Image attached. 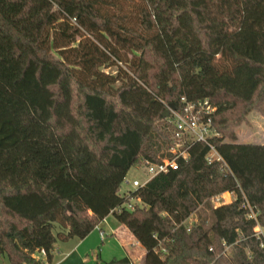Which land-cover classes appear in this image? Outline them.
<instances>
[{"label": "trees", "instance_id": "1", "mask_svg": "<svg viewBox=\"0 0 264 264\" xmlns=\"http://www.w3.org/2000/svg\"><path fill=\"white\" fill-rule=\"evenodd\" d=\"M182 96L217 106L224 162L196 142L121 195L133 166L173 156L164 113ZM262 101L264 0H0V257L52 264L59 241L113 214L146 249L140 264H264L243 207L264 226V144L235 133Z\"/></svg>", "mask_w": 264, "mask_h": 264}, {"label": "built area", "instance_id": "2", "mask_svg": "<svg viewBox=\"0 0 264 264\" xmlns=\"http://www.w3.org/2000/svg\"><path fill=\"white\" fill-rule=\"evenodd\" d=\"M168 109H170L169 105ZM216 111L217 106L209 98L189 100L186 96H182L180 98L179 108L175 107V109H170L169 117L173 125V136L175 140V144L171 148L173 156L171 158H165L161 162H146L145 166L149 173L148 178L144 182L135 179L132 181V185L135 188L143 187L160 173L178 168V159L183 158L187 160L189 157V148L196 142L203 143L209 147V153L207 154L208 163L215 161L224 162L222 155L215 146V139L220 136L219 132L214 128L213 122V116ZM227 193L229 196H233L232 199L227 200ZM234 199L235 195L227 191L213 197L212 202L215 206H218ZM243 207L249 210L248 217L256 220L257 224L254 227V236L261 240L264 246V226L258 222V210L247 199H245ZM129 208H133V205L129 204ZM187 220L184 223L190 229L191 225H188ZM106 237L105 231L102 230L101 240L104 241ZM228 249L229 247H227ZM42 255L44 257L46 256L44 250H42ZM36 257L39 258L40 255L37 254Z\"/></svg>", "mask_w": 264, "mask_h": 264}, {"label": "rangeland", "instance_id": "3", "mask_svg": "<svg viewBox=\"0 0 264 264\" xmlns=\"http://www.w3.org/2000/svg\"><path fill=\"white\" fill-rule=\"evenodd\" d=\"M121 4L125 7L126 11H130L133 9L132 8L133 5H129L125 1L124 2L121 1ZM77 39H80V37L78 36ZM129 57H131V54L129 55ZM219 65L224 67L227 65V63L221 60L219 62ZM105 71L116 75L118 73V67L111 66V67L105 68ZM235 133L237 136V142L239 143L250 142V143L264 144V101H262L260 105H257L255 106V108L251 109L246 114L245 119L243 121H240V123L236 125ZM148 176H149V173L146 169L145 164H139L137 166H133L127 174V177L122 185L120 194L125 196L130 191H133L136 189L132 185V181L134 179H138L144 182L146 181ZM232 197L233 196L231 195L229 196L228 193L226 194L227 200L232 199ZM133 202L135 203V201ZM204 208L205 207L200 208L199 210H197L195 213L191 215V217L187 220L188 225L192 226L194 223L199 221L200 217L204 214L206 210ZM109 221L113 225L120 224L118 219L113 214L110 215ZM59 230H62V229L60 227H57V231ZM100 235L101 233L99 229L97 228L88 236V241L85 244L86 246H88L89 250L92 251L91 254L93 255L94 262L97 260L96 254H98L99 258H102L104 256H106L107 258V256H109L113 252V249H108L105 247L109 241L111 242L113 241L114 244L112 245H115V247H117L119 250V246L117 242H115L114 237H110L108 238V241H106L105 243H102L100 240ZM0 264H13V263L11 262L9 256L5 254L0 257ZM104 264H107V263H104Z\"/></svg>", "mask_w": 264, "mask_h": 264}, {"label": "crops", "instance_id": "4", "mask_svg": "<svg viewBox=\"0 0 264 264\" xmlns=\"http://www.w3.org/2000/svg\"><path fill=\"white\" fill-rule=\"evenodd\" d=\"M135 180V179H134ZM133 180V181H134ZM110 215L97 227L101 231H105L107 237L102 243L108 241V238L114 237L115 242L119 246V250L115 247L113 241H109L105 246L108 249H113V252L107 256L93 261L92 251L85 244L88 241V235L84 239L73 238L67 241H59L54 251V261L52 264H104L110 263L113 260H121L127 258L130 263H142L146 249L135 238L134 234L122 223L113 225L109 221ZM96 228V229H97ZM95 229V230H96Z\"/></svg>", "mask_w": 264, "mask_h": 264}, {"label": "water", "instance_id": "5", "mask_svg": "<svg viewBox=\"0 0 264 264\" xmlns=\"http://www.w3.org/2000/svg\"><path fill=\"white\" fill-rule=\"evenodd\" d=\"M175 105L173 103L169 104V108L170 109H175ZM170 109H167L166 112L164 113V117H169L170 116ZM68 208H70V206H67Z\"/></svg>", "mask_w": 264, "mask_h": 264}]
</instances>
